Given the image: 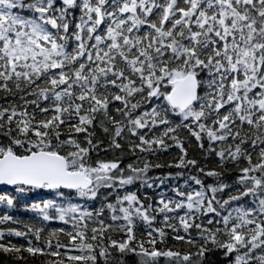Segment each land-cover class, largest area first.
Instances as JSON below:
<instances>
[{"label": "snow or ice", "instance_id": "6c2138e0", "mask_svg": "<svg viewBox=\"0 0 264 264\" xmlns=\"http://www.w3.org/2000/svg\"><path fill=\"white\" fill-rule=\"evenodd\" d=\"M0 94V186L15 193L0 205L47 190L55 197L25 209L71 225L0 230V241L37 242L0 251L58 258L50 264H212L206 253L219 250L228 264H264V0H0ZM182 132L238 169L226 198L233 185L186 158ZM173 146L168 167L195 174L154 207L128 188H152L161 165L146 157ZM126 154L136 160L121 166ZM8 221L18 223L0 215ZM165 229L184 251L157 248Z\"/></svg>", "mask_w": 264, "mask_h": 264}, {"label": "trees", "instance_id": "16d2710c", "mask_svg": "<svg viewBox=\"0 0 264 264\" xmlns=\"http://www.w3.org/2000/svg\"><path fill=\"white\" fill-rule=\"evenodd\" d=\"M75 15H79V11L77 10L75 12ZM2 96V94H0ZM0 103H3V100L0 99ZM97 136H100L102 139H104L102 133L97 130ZM181 135L185 137L184 146L187 150V157L186 158H194L197 159L198 165L204 166L206 170L209 169H215L216 171H219L222 173L220 179L228 183L229 185H233V180L235 179L238 169H233L232 165L230 163H224L223 166L220 165L219 158L212 155V154H206L203 153L199 147L197 146V143L195 142L194 138L192 139L191 143H189L187 139V133L182 132ZM104 143H107V140H104ZM169 143H171L169 141ZM205 147L207 145L205 144ZM110 153V152H109ZM107 153V154H109ZM105 153H101L100 156L103 158ZM137 155H140L137 153ZM179 152L178 149H176L174 146L170 147L165 152H158L155 156L149 155L146 158L152 163V164H160L161 167L159 168H151L150 169V175L152 177H168L169 175L173 176V179L169 180V184L164 187H159L153 191L149 192V195H152V204L153 206H156L155 202L157 199H159V194L164 193L165 195H171L173 196V192L171 189L177 185H183L185 180H187V177L191 174H195V169H191L189 171L188 168L184 169H177L175 167H168L169 164H175L178 158ZM253 158L255 160V153H253ZM136 160V156H130L128 154L125 155L124 160L121 164L123 166L124 163L132 162ZM178 172H182L183 175L179 178H177L176 174ZM175 178V179H174ZM206 183H214L213 178H209L205 181ZM191 183V181H189ZM137 186V185H136ZM198 187V186H197ZM235 188V185H233L232 188H228L224 190L223 198L227 197V194L229 191H233ZM13 193L15 195L13 189H0V193ZM137 194L143 199L145 195H142L139 190L137 191ZM55 197L54 193H51L47 190H36L34 192L28 193L27 196L24 197V201L22 204L18 205L15 209H7L4 207L0 208V215L5 214L7 212L9 215H12L18 223H13L12 221H8L6 223L0 224V230L7 229L9 227L17 228L19 230H25L23 228L24 223L33 224L36 226H42L45 228V232L58 227H64L66 230L70 229L71 225H63L60 221H49V222H41V218L38 216V214L35 211L26 210L24 205H30L33 202H40L44 199H52ZM75 200V199H74ZM88 205V208L91 209L93 207H98L101 203V200H96L94 202H86ZM160 220V217H157V223L154 224V227H160L161 225L158 223ZM169 233L168 238L166 239L165 244H157V248L159 250H166L167 248H172L173 250H180L184 251L185 246L181 244L180 242H175L171 239L172 233L170 230L165 229ZM195 234V233H194ZM44 234L42 233V236ZM27 239L33 240V246L37 244V242L34 240V238L31 237L29 234ZM27 239L25 237H16V236H8L5 235L4 240L0 241V243H11L15 244L17 246H23V248H26L28 246ZM61 240H65V237L61 236ZM42 246V242H41ZM22 248L21 253L19 256L21 258H17L16 254L13 253H4L3 251H0V264H50L51 261L58 259L57 257H52L50 255L44 254H36L32 255L24 251ZM63 251V250H62ZM70 254H75V252H71ZM119 254L113 252V258L117 257ZM124 261L127 262L132 259L131 256H124ZM206 260H210L212 264H228L227 259L223 257L222 252L219 250H216L212 253H206ZM65 264H68L66 258H65ZM109 264H111V260H109ZM159 264H166V258L160 257L159 258Z\"/></svg>", "mask_w": 264, "mask_h": 264}, {"label": "rangeland", "instance_id": "374dc122", "mask_svg": "<svg viewBox=\"0 0 264 264\" xmlns=\"http://www.w3.org/2000/svg\"><path fill=\"white\" fill-rule=\"evenodd\" d=\"M119 153H116V155H118ZM112 155H113V153L112 152H110L109 154H107V155H105L102 159H110L111 157H112ZM142 166V165H141ZM147 177L149 178V182L151 183L152 182V178H155V177H152L151 175H150V170H149V172H148V174H147ZM171 179H173V176H171V175H169L168 177H162V178H160V180H156V182L155 183H153V186H152V188H147V187H140V182H136L134 185H132V186H129V188H128V190H131V191H138L139 190V192L142 194V195H145V196H147V197H149L150 198V200L149 201H146V202H152V195H149V192L150 191H153V190H155V189H157V188H159V187H164V186H167L168 184H169V180H171ZM175 179V178H174ZM161 180H163V183H161L160 181ZM137 185V186H136ZM11 194H13V193H11ZM104 194V192H103V190H102V193H101V195H103ZM121 194H122V192H121ZM165 196H169V197H171V195H165ZM75 199V200H74ZM99 199V198H98ZM97 199V200H98ZM113 199V197H109V200H112ZM100 200V199H99ZM158 200V199H157ZM59 202V201H58ZM72 202L73 203H78V204H81V205H84L85 207H88V206H86V205H88L87 203H86V201H84V200H81V199H78V198H73V200H72ZM1 207H4L5 208V206L4 205H0V208ZM155 207V206H154ZM89 210H91V209H89ZM107 222V221H106Z\"/></svg>", "mask_w": 264, "mask_h": 264}, {"label": "water", "instance_id": "95a60500", "mask_svg": "<svg viewBox=\"0 0 264 264\" xmlns=\"http://www.w3.org/2000/svg\"><path fill=\"white\" fill-rule=\"evenodd\" d=\"M11 187L0 186V189H9Z\"/></svg>", "mask_w": 264, "mask_h": 264}]
</instances>
